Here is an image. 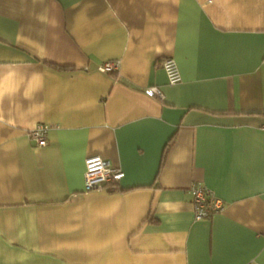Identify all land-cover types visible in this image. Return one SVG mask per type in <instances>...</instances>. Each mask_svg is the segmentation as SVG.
Masks as SVG:
<instances>
[{
	"label": "crops",
	"instance_id": "obj_1",
	"mask_svg": "<svg viewBox=\"0 0 264 264\" xmlns=\"http://www.w3.org/2000/svg\"><path fill=\"white\" fill-rule=\"evenodd\" d=\"M0 264H264V0H0Z\"/></svg>",
	"mask_w": 264,
	"mask_h": 264
},
{
	"label": "built area",
	"instance_id": "obj_2",
	"mask_svg": "<svg viewBox=\"0 0 264 264\" xmlns=\"http://www.w3.org/2000/svg\"><path fill=\"white\" fill-rule=\"evenodd\" d=\"M117 64L114 61L105 63L102 71L115 69ZM162 68L166 74L168 84H176L181 80L177 64L173 58H166L162 61ZM146 94L154 95L159 91L156 87L146 89ZM48 125L40 122L29 130V137L38 146L47 144ZM124 173L120 168L112 166L107 160L99 156H91L85 159L84 189L101 190L118 188L119 180ZM191 195L190 201L193 207L195 219L208 218L223 208V200L216 196L208 187L200 183H192L188 187Z\"/></svg>",
	"mask_w": 264,
	"mask_h": 264
},
{
	"label": "trees",
	"instance_id": "obj_3",
	"mask_svg": "<svg viewBox=\"0 0 264 264\" xmlns=\"http://www.w3.org/2000/svg\"><path fill=\"white\" fill-rule=\"evenodd\" d=\"M53 67H55L56 69H65L64 67H59V66H55V65ZM116 189H118V188H115V189L109 188L108 191H112V190H116Z\"/></svg>",
	"mask_w": 264,
	"mask_h": 264
}]
</instances>
